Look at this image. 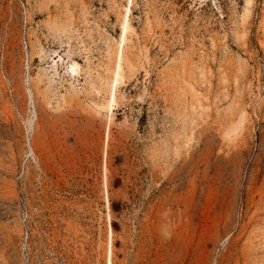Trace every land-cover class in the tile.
<instances>
[{
  "label": "rangeland",
  "instance_id": "374dc122",
  "mask_svg": "<svg viewBox=\"0 0 264 264\" xmlns=\"http://www.w3.org/2000/svg\"><path fill=\"white\" fill-rule=\"evenodd\" d=\"M0 264H264V0H0Z\"/></svg>",
  "mask_w": 264,
  "mask_h": 264
},
{
  "label": "bare ground",
  "instance_id": "6f19581e",
  "mask_svg": "<svg viewBox=\"0 0 264 264\" xmlns=\"http://www.w3.org/2000/svg\"><path fill=\"white\" fill-rule=\"evenodd\" d=\"M124 40V39H123ZM120 59H121V57H120ZM120 61V60H119ZM120 68V62L118 63V69ZM71 70H72V72H76L77 71V64H73L72 65V67H71ZM119 71V70H118ZM117 72V71H116ZM118 76H119V72H117V76H116V78H115V82L114 83H117L118 82ZM115 90L116 89H114V93H113V99H111V101H115ZM30 129L31 130H35V128H34V121H31L30 122Z\"/></svg>",
  "mask_w": 264,
  "mask_h": 264
}]
</instances>
